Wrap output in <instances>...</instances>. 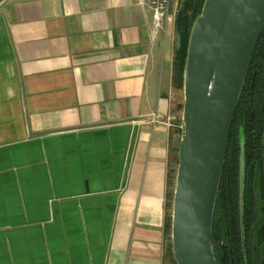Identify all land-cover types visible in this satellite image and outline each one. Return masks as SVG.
Masks as SVG:
<instances>
[{"label":"crops","instance_id":"crops-1","mask_svg":"<svg viewBox=\"0 0 264 264\" xmlns=\"http://www.w3.org/2000/svg\"><path fill=\"white\" fill-rule=\"evenodd\" d=\"M177 5L0 0V264H170Z\"/></svg>","mask_w":264,"mask_h":264},{"label":"water","instance_id":"water-1","mask_svg":"<svg viewBox=\"0 0 264 264\" xmlns=\"http://www.w3.org/2000/svg\"><path fill=\"white\" fill-rule=\"evenodd\" d=\"M264 28V0H204L187 42L171 209L175 264H217L212 224L235 109ZM244 158L240 153L242 250Z\"/></svg>","mask_w":264,"mask_h":264},{"label":"trees","instance_id":"trees-1","mask_svg":"<svg viewBox=\"0 0 264 264\" xmlns=\"http://www.w3.org/2000/svg\"><path fill=\"white\" fill-rule=\"evenodd\" d=\"M204 0H178L174 31L178 38L172 60V86L183 88V73L188 36L191 25L200 13ZM179 103L173 112H181ZM176 125L181 124L175 116ZM177 142L172 149L171 162L175 167L169 173V185L175 183L178 163V143L182 128L176 127ZM243 148L244 188L243 225L245 255L242 250L239 214L240 153ZM173 190L167 193V209H172ZM256 228V245L261 258L257 264H264V28L258 39L246 79L238 100L230 128L220 185L217 193L213 224L212 247L217 264H252L249 234ZM165 237L169 263L175 264L171 250V214L166 217Z\"/></svg>","mask_w":264,"mask_h":264},{"label":"rangeland","instance_id":"rangeland-1","mask_svg":"<svg viewBox=\"0 0 264 264\" xmlns=\"http://www.w3.org/2000/svg\"><path fill=\"white\" fill-rule=\"evenodd\" d=\"M178 6V5H177ZM175 37L177 38L176 34ZM175 40V39H174ZM177 40H175L176 43ZM172 86V83H171ZM170 99H171V114L173 116L179 115L181 117V112H173L174 108L176 105L179 103H182L183 100V89H175L173 86L171 87V92H170ZM172 167H175L174 162L172 163ZM173 190V186L169 185V192ZM171 214V209L167 210V216ZM258 226V222L255 223L251 229H250V234H249V244H250V257H251V262L252 264H257L261 258V252L260 249L258 250L257 248L253 249L256 245V228Z\"/></svg>","mask_w":264,"mask_h":264},{"label":"built area","instance_id":"built-area-1","mask_svg":"<svg viewBox=\"0 0 264 264\" xmlns=\"http://www.w3.org/2000/svg\"><path fill=\"white\" fill-rule=\"evenodd\" d=\"M154 13L155 28H159L164 20H171L169 13L171 0H148ZM182 128V124L179 125Z\"/></svg>","mask_w":264,"mask_h":264}]
</instances>
